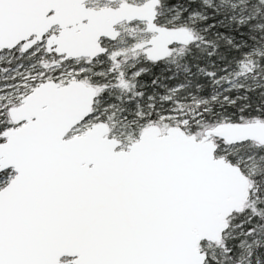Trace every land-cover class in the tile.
Listing matches in <instances>:
<instances>
[{"label": "snow or ice", "instance_id": "1", "mask_svg": "<svg viewBox=\"0 0 264 264\" xmlns=\"http://www.w3.org/2000/svg\"><path fill=\"white\" fill-rule=\"evenodd\" d=\"M0 264H264V0H0Z\"/></svg>", "mask_w": 264, "mask_h": 264}]
</instances>
